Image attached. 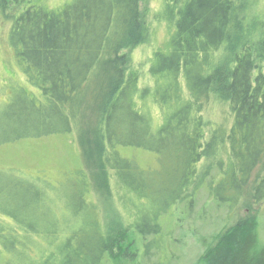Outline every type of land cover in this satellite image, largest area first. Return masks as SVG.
Instances as JSON below:
<instances>
[{"label":"trees","instance_id":"trees-1","mask_svg":"<svg viewBox=\"0 0 264 264\" xmlns=\"http://www.w3.org/2000/svg\"><path fill=\"white\" fill-rule=\"evenodd\" d=\"M10 3L19 10L9 43L29 89L20 88L0 110V143L74 129L80 134L94 104L98 153L130 219L132 249L121 264L159 260L167 238L159 218L181 204L188 214L201 188L214 209L228 213L264 202V11L255 38L246 32L234 48L236 0L166 1L160 19L171 32L167 49L152 52L150 92L119 54L147 40L137 0H71L54 8L43 0H0V7ZM149 93L157 118L147 105ZM212 96L224 100L230 122L206 137L202 112ZM117 146L155 153L158 169L139 168ZM22 179L0 174L1 250L25 253L29 264H115L110 254L121 240L100 221L83 170L63 200L49 198V183L40 187ZM41 208L55 223L37 225ZM259 214L222 225L197 264H264ZM56 216L64 225H57ZM44 234L63 236L58 260L45 256Z\"/></svg>","mask_w":264,"mask_h":264},{"label":"rangeland","instance_id":"rangeland-1","mask_svg":"<svg viewBox=\"0 0 264 264\" xmlns=\"http://www.w3.org/2000/svg\"><path fill=\"white\" fill-rule=\"evenodd\" d=\"M71 0H43V4L50 8L60 7ZM138 8L146 29L147 40L145 42L128 45L119 51L125 54L131 67L135 69L139 77V86L145 89H154L152 77L149 73L150 58L154 50L167 49L171 30L160 19L164 3L168 0H137ZM236 28L232 33V47L240 44L243 35L253 39L257 34L258 18L264 11V0H236ZM19 9L12 3L0 7V110L6 104L12 103L18 96L20 88L26 87L27 82L17 65L15 50L9 43L8 33L12 22V16ZM176 13V10H175ZM234 50V49H233ZM222 48L219 55L223 56ZM147 105L152 109V115L157 118L154 105L150 103L152 93L147 95ZM79 132L74 129L71 133H54L38 137H23L13 141L0 143V174L15 175L22 179L23 183H32L40 187L49 183L51 187L47 195L54 199L55 196L63 200L65 189L73 184L77 178L78 170H83L89 182V199L96 205L97 215L108 232L118 243L110 254L115 264H121L119 259L129 254L132 249L126 231L129 229L130 219L125 215L122 203L111 175L108 174L101 162V152L96 141L97 107L93 104ZM228 110L224 100L212 96L206 104L202 119L206 137L218 133L220 128L230 122ZM116 151L124 158L132 159L136 165L145 169H158L155 153L133 146H117ZM206 159H203L204 163ZM7 177V176H6ZM54 193H56L54 195ZM70 197L71 192L66 195ZM52 195V196H51ZM131 200L133 197L131 195ZM136 200V199H135ZM133 201L137 206L139 202ZM57 202V201H56ZM3 202L0 200V206ZM130 211L135 212L133 206L127 205ZM71 209H73L71 207ZM70 209V211H71ZM37 225L48 227L55 223L41 208ZM259 238L264 243V202L256 204L252 208L240 204L230 213L226 208L214 209L209 201V195L205 188L192 199L189 213H185L184 205L174 207L159 218V222L166 233L165 248L159 252L158 258L152 257L149 264H197V258L205 243L209 242L211 234L219 228L228 227L241 218L257 214ZM64 217L69 213L64 209ZM68 212V213H67ZM56 215V214H55ZM229 215V216H228ZM50 218V220H48ZM52 219V220H51ZM58 226L64 225V218L56 216ZM50 221V222H49ZM18 222L15 225L18 226ZM23 223V222H21ZM83 225L82 221L79 224ZM127 229V230H126ZM48 247L45 256H59L56 254L63 236L42 235ZM204 238L201 242L200 239ZM64 240V239H63ZM171 240V241H170ZM174 241V242H173ZM19 251V249L17 250ZM24 252V249L22 250ZM44 252V251H42ZM28 254V253H27ZM41 255V254H40ZM26 254L10 253L0 249V264L26 263ZM37 259V258H35ZM26 262H25V261ZM128 264H141L129 262Z\"/></svg>","mask_w":264,"mask_h":264}]
</instances>
